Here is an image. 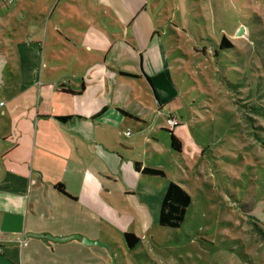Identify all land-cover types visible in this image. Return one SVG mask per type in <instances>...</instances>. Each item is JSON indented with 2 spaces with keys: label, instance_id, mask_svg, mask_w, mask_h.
<instances>
[{
  "label": "crops",
  "instance_id": "obj_1",
  "mask_svg": "<svg viewBox=\"0 0 264 264\" xmlns=\"http://www.w3.org/2000/svg\"><path fill=\"white\" fill-rule=\"evenodd\" d=\"M156 3L14 0L0 15L8 29L0 38V233L10 239L0 264H106L125 233L140 239L134 249L142 245L160 194L158 177L141 170L157 169L150 157L160 140L170 149L162 117L177 118L165 106L183 105L157 39ZM130 74L155 107L149 93L146 107L132 95L122 76Z\"/></svg>",
  "mask_w": 264,
  "mask_h": 264
},
{
  "label": "rangeland",
  "instance_id": "obj_2",
  "mask_svg": "<svg viewBox=\"0 0 264 264\" xmlns=\"http://www.w3.org/2000/svg\"><path fill=\"white\" fill-rule=\"evenodd\" d=\"M10 5L0 0V15ZM152 8L183 102L165 110L178 119L172 129L184 145L175 152L160 140L150 166L164 177L152 181L160 197L142 229V245L129 250L117 237L106 264H264V0H159ZM23 30L15 27L17 44ZM7 31L0 19V38ZM222 37L231 48L219 49ZM115 39L112 46L122 36ZM122 76L136 100L148 106L149 93L155 107L135 75ZM162 118L166 125L168 117ZM168 182L190 197L178 229L156 220Z\"/></svg>",
  "mask_w": 264,
  "mask_h": 264
},
{
  "label": "trees",
  "instance_id": "obj_3",
  "mask_svg": "<svg viewBox=\"0 0 264 264\" xmlns=\"http://www.w3.org/2000/svg\"><path fill=\"white\" fill-rule=\"evenodd\" d=\"M218 47L220 50H224L231 48V45L225 37H222ZM261 110L262 109L258 108L257 112ZM262 111V113L264 114V110ZM58 120L60 122H65L67 118H58ZM167 134L169 135L170 149L175 152H181L180 141L173 135L171 131H167ZM135 168L137 171H140L139 165L136 164ZM141 173L158 178L164 177L163 172L157 169L143 168L141 170ZM56 189L62 191V186L57 185ZM189 205L190 197L188 196V194L179 185L170 182L166 188L160 204L157 221L158 226L162 228L178 229L184 220L186 209ZM123 238L129 250H133L140 243V239L132 233H125L123 235Z\"/></svg>",
  "mask_w": 264,
  "mask_h": 264
},
{
  "label": "built area",
  "instance_id": "obj_4",
  "mask_svg": "<svg viewBox=\"0 0 264 264\" xmlns=\"http://www.w3.org/2000/svg\"><path fill=\"white\" fill-rule=\"evenodd\" d=\"M13 1H14V0H5V2H6V6H8L9 4H12ZM1 105H2V104H0V106H1ZM166 125H167L170 129H172V128H174L175 126H177L178 123H177V120H175L174 118L168 117V118H167V121H166ZM125 135H126V136L129 135V132H126ZM12 236H14L15 240H16L17 242H19L20 245H21L22 247L26 246V241L23 240V239L20 237V235H19L18 233L13 234ZM9 241H10L9 236L5 237L2 233H0V244H3V243H5V242H9Z\"/></svg>",
  "mask_w": 264,
  "mask_h": 264
},
{
  "label": "water",
  "instance_id": "obj_5",
  "mask_svg": "<svg viewBox=\"0 0 264 264\" xmlns=\"http://www.w3.org/2000/svg\"><path fill=\"white\" fill-rule=\"evenodd\" d=\"M242 34H243V28L241 27V28H239V30L237 31L236 36L239 37V36H241ZM83 243H84L85 245H96V246H102V247H105V246H106V245L103 244V243H99V242H97V241H88V240H86V239H83Z\"/></svg>",
  "mask_w": 264,
  "mask_h": 264
}]
</instances>
